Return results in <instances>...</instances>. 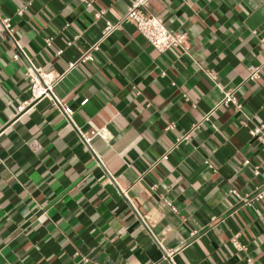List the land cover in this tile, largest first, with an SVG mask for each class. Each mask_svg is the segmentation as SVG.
<instances>
[{
	"label": "crops",
	"instance_id": "1",
	"mask_svg": "<svg viewBox=\"0 0 264 264\" xmlns=\"http://www.w3.org/2000/svg\"><path fill=\"white\" fill-rule=\"evenodd\" d=\"M88 1L0 0L14 39L0 26V264H264V199L242 203L264 182L249 134L264 127V0H149L186 53H159L129 22L69 69L100 39L94 11L116 23L129 5ZM16 45L60 76L72 123L47 98L18 110ZM230 92L240 109L220 105ZM78 131L98 134L87 146Z\"/></svg>",
	"mask_w": 264,
	"mask_h": 264
},
{
	"label": "built area",
	"instance_id": "2",
	"mask_svg": "<svg viewBox=\"0 0 264 264\" xmlns=\"http://www.w3.org/2000/svg\"><path fill=\"white\" fill-rule=\"evenodd\" d=\"M85 4L86 7H92L93 2L88 0H78ZM148 3L149 0H129V5L126 9V12L121 20H119L116 23H113L109 20L105 19L106 11L104 10H95L93 13V18L95 20H104V28L101 32L100 39L93 44L90 49L85 53L82 57L78 58V61L72 63L69 65V69H72L77 66L79 63H86L93 61L92 52L98 51L101 43L109 37L112 33L117 32L121 29L123 23H133L138 33L150 44L151 47H153L156 51L159 53H165L172 50H181L184 53L187 51V35L186 34H179L170 31L164 24L163 20L151 12L148 11ZM25 10L22 9L19 11V14H22ZM0 26H1V32L5 37H8L12 41H14L12 36V27H11V21L9 18H3L0 19ZM261 44L264 47V39H261ZM46 46H51V39L45 40ZM71 42L67 44V46H71ZM17 50L15 51V54L13 55L12 59L14 61H19L22 58L26 60L28 64V69L26 71V78L29 80L30 85V96L27 101H25L22 106L19 107L18 110H23L24 108L30 106L31 104L41 101L42 99H49L51 102V105L56 107L57 109H61L65 119L68 122L72 123V115L73 111L68 106H66L63 102L58 100L54 94H53V86L54 83L59 79L57 77L56 79L50 78V75L43 74L41 69L35 68L32 63L29 61V59L24 55L22 49L19 45H16ZM57 56H60L62 54V51H58ZM261 67H256L252 71H250L248 75V80L255 81L259 79ZM164 75V74H163ZM87 101H83L82 105H85ZM220 105L228 106V105H234L237 109H240V105L237 103L236 98L234 97L233 93H225ZM209 116H206L204 120L208 121ZM245 123H243V126ZM168 129L166 130H172L174 128L173 125H168ZM196 128V127H194ZM78 134L82 141L89 146L90 141L92 137H94L97 132L93 131L89 134H83L80 131H78ZM250 136L255 139L257 142L261 144L264 148V127H254L250 129L249 131ZM186 138V137H185ZM184 138V139H185ZM182 139V140H184ZM182 140H177L178 143H180ZM177 143V144H178ZM167 154H165L161 160H167ZM243 165L249 166V161H244ZM253 175L255 177L259 176V169L257 167L252 168ZM234 196L237 198H240L238 193L236 191L231 192ZM264 199V182L262 183V186L257 188L253 195L244 197L242 199L243 204H252L254 202H259ZM166 205L171 209V211L176 212L175 208L171 206L170 203H167ZM234 238L232 240V244L234 248L239 251H245V248L240 246ZM160 245V244H159ZM173 255L172 251H166L165 256L163 257V260L165 258H171ZM154 264H160L154 263Z\"/></svg>",
	"mask_w": 264,
	"mask_h": 264
}]
</instances>
